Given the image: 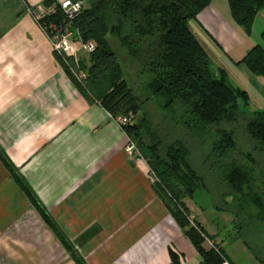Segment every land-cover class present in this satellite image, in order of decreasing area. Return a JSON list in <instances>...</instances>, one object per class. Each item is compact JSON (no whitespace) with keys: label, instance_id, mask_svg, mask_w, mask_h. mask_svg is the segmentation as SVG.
Masks as SVG:
<instances>
[{"label":"crops","instance_id":"0c3cea01","mask_svg":"<svg viewBox=\"0 0 264 264\" xmlns=\"http://www.w3.org/2000/svg\"><path fill=\"white\" fill-rule=\"evenodd\" d=\"M44 1L0 0V148L86 264H204L155 193L146 160L130 155L129 136L80 90L29 13ZM214 1L195 20L212 53L191 29L214 67L226 70L251 101L257 89V108L264 110V78L237 63L252 47L232 57L245 34ZM22 210L0 208L7 264H77L50 227L38 223L36 209ZM215 242L205 247H222L229 262L260 263L246 246ZM237 250L251 260L239 259Z\"/></svg>","mask_w":264,"mask_h":264},{"label":"trees","instance_id":"16d2710c","mask_svg":"<svg viewBox=\"0 0 264 264\" xmlns=\"http://www.w3.org/2000/svg\"><path fill=\"white\" fill-rule=\"evenodd\" d=\"M86 1L89 5L75 28L83 41L96 44V50L80 63L87 73L82 82L57 55L66 72L113 118L134 115L122 129L141 147L143 158L154 171L155 193L203 263L222 264L229 262L225 250L218 245L205 247L211 236L192 218L185 202L208 186L190 161L196 137L201 135L202 148L208 153L203 162L212 163L217 169L216 185L226 190L224 196L233 198L231 212L238 237L264 264V110L250 111V94L236 85L226 70L214 67L191 29V20L213 0ZM227 1L234 22L251 36L264 0ZM109 36L125 50L126 66L135 70L141 86L128 83ZM261 41L237 63L264 78V31ZM153 101L165 114L161 113L167 124L165 132L153 122L151 110H145ZM211 132L216 133L213 140ZM0 159L77 264H86L2 148Z\"/></svg>","mask_w":264,"mask_h":264},{"label":"rangeland","instance_id":"374dc122","mask_svg":"<svg viewBox=\"0 0 264 264\" xmlns=\"http://www.w3.org/2000/svg\"><path fill=\"white\" fill-rule=\"evenodd\" d=\"M214 2H215L214 3L215 6H218V8L221 7L220 9H223V7H225L224 8V14H225L226 18L227 17H229L230 19L232 18V17H230L229 6H228L227 0H215ZM88 5H89L88 1H86V6H88ZM195 20H191V22H190L191 28L196 31L197 37H199L201 39V41H203L206 48L212 53L210 45L207 42H204V41H206L204 39L205 36L199 30V25ZM231 21L235 26L239 27L245 34L244 41H242L241 45H238L235 48V50L233 52H231L232 57L236 56L237 53H240V52H243L247 49H250L254 45L262 42L261 41V33L264 31V9L260 12L259 17L257 18V20L255 22V25L253 27V33L251 36L247 35L245 30L242 27H240L239 25H237L233 19H231ZM109 40L111 42L113 49L118 54L119 59H120L121 63L123 64V67L126 70V79H127L128 83L131 86L133 85L134 87H135V85L141 86L140 81H138V79L135 76V72H134L135 70L129 66H126L127 65L126 58H128V57H127L125 50L120 45L119 41L116 38L111 37V36H109ZM215 50L218 51L216 47H215ZM88 56L89 55L85 56L84 59L87 60ZM233 82L236 85H239L234 80H233ZM134 83H136V84H134ZM239 86L241 87V85H239ZM256 90L254 92V98L255 99L253 98L251 101L250 111L257 110L258 109L257 108L258 103L259 102L261 103V101H260L261 97L258 94H256ZM253 91H254V88H253ZM153 109H156V111H158V113H156V111H154ZM145 110H151L148 112L151 115L153 122L156 125L159 124L158 127L160 128L161 133L165 132L164 127L167 128V124H166L165 120L163 119L161 113L163 115H165V114L162 110H160L156 101H153V102L147 104L145 107ZM126 116L131 117V119L133 120V117H134L133 114L126 115ZM167 131H168V129H167ZM215 135H216L215 132L210 133L211 140L216 138ZM129 139H131V138H129ZM206 139H208V137ZM132 141L136 146V150L130 152V155H133L136 158H143V154H144L143 150L141 149V147H139V145L137 144V142L135 140H132ZM202 141L203 140H202L201 135L196 137V142H195V146H194L195 152H193V150H192L191 156H190V161H191L192 165L194 166V168L201 175H203L205 177L208 186L206 188L199 189L193 198H186L185 202H186L189 210L190 209L194 210L193 212L195 214V218L197 217L198 221H203V225L205 226V228L209 232H212V230H213V232L216 233V235H210L211 240H207V242H210V245H213L216 237H218V239L220 240L219 244L226 243L229 245L228 246L229 249L232 246L233 247L236 246L238 248H243L245 246V244L243 242V238L239 239L237 229L234 228L235 217H234V214L231 212L232 211L231 204L233 203V198L230 196H224L223 192L226 190H224L222 187H218L216 185V183H217L216 182L217 181L216 180L217 179V177H216L217 176V169L214 166H212L211 162H208V161L206 163L203 162V161H206V156L208 155V153H207V149L202 148L203 147ZM151 171L153 172V174L152 173L151 174H152V181L154 183V182H156V178H155L154 171L152 169H151ZM20 193H22L24 197H22L21 199H19V197L16 198V195L17 194L19 195ZM1 195H4V200L0 201V208L1 207L10 208L11 205L13 206V204H19V205H21V208L23 210H25L27 208H34L37 210L36 206L31 202V200L29 199L27 194L18 185L16 180L13 177H11L8 169L5 167V165L2 163V161L0 159V200H1ZM20 196H22V195H20ZM15 198H16V200H15ZM23 210H22V212H24ZM38 213H39V211H38ZM191 215H192V212H191ZM192 218L195 219L194 217H192ZM6 219L7 218L0 216V223H1V221L5 222ZM36 219L38 220L39 224H47L46 221L41 216V214H40L39 219L38 218H36ZM248 254H250V253L249 252L246 253L243 250H237L236 251L237 257L239 259L243 260L244 262H248L249 260H251V259H249ZM0 264H7L3 260L2 254H0ZM256 264H260V263H256Z\"/></svg>","mask_w":264,"mask_h":264},{"label":"built area","instance_id":"2783aa9c","mask_svg":"<svg viewBox=\"0 0 264 264\" xmlns=\"http://www.w3.org/2000/svg\"><path fill=\"white\" fill-rule=\"evenodd\" d=\"M87 8L86 0H55L50 4L41 3L29 8V13L47 36L56 55L60 56L71 73L79 81L87 78V73L80 68L85 56L96 50L93 41H83L75 23ZM121 126L131 122V117L119 116L114 118ZM136 150L129 139L127 151ZM222 264H230L224 261Z\"/></svg>","mask_w":264,"mask_h":264}]
</instances>
